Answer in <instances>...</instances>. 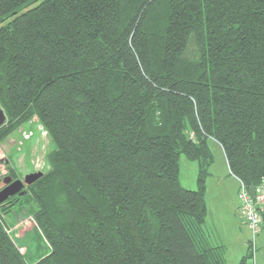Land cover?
<instances>
[{
	"label": "trees",
	"instance_id": "1",
	"mask_svg": "<svg viewBox=\"0 0 264 264\" xmlns=\"http://www.w3.org/2000/svg\"><path fill=\"white\" fill-rule=\"evenodd\" d=\"M0 109V142L35 120L50 141L48 170L0 209L47 253H20L0 217V264H226L208 142L248 191L264 181V0H0Z\"/></svg>",
	"mask_w": 264,
	"mask_h": 264
},
{
	"label": "rangeland",
	"instance_id": "2",
	"mask_svg": "<svg viewBox=\"0 0 264 264\" xmlns=\"http://www.w3.org/2000/svg\"><path fill=\"white\" fill-rule=\"evenodd\" d=\"M208 147L212 163L207 169L204 198L206 226L211 237L224 248L226 264H239L243 258H246V264H264V224L260 225L254 237L239 213L240 182L230 175L219 144L210 140ZM49 148L50 141L36 120L0 142V190L15 180H23L29 174H44L48 170L46 153ZM198 172L197 161L184 155L179 157L178 181L182 188L196 190ZM11 198L0 205V209L10 204ZM27 209L30 210V207L25 209L28 213ZM22 211L16 206L14 211L0 214V217L4 221L6 233L20 253L30 252L32 261H36L47 253V249L32 218ZM26 259L29 261V257Z\"/></svg>",
	"mask_w": 264,
	"mask_h": 264
},
{
	"label": "built area",
	"instance_id": "3",
	"mask_svg": "<svg viewBox=\"0 0 264 264\" xmlns=\"http://www.w3.org/2000/svg\"><path fill=\"white\" fill-rule=\"evenodd\" d=\"M238 198L240 201L239 213L255 237L261 224H264V181L253 191H248L240 183Z\"/></svg>",
	"mask_w": 264,
	"mask_h": 264
},
{
	"label": "water",
	"instance_id": "4",
	"mask_svg": "<svg viewBox=\"0 0 264 264\" xmlns=\"http://www.w3.org/2000/svg\"><path fill=\"white\" fill-rule=\"evenodd\" d=\"M5 115L2 109H0V127L5 122ZM43 176V173H32L24 177L23 180H15L9 185L0 190V205H2L9 198L14 196H25L27 191L26 188L32 185L35 181Z\"/></svg>",
	"mask_w": 264,
	"mask_h": 264
},
{
	"label": "crops",
	"instance_id": "5",
	"mask_svg": "<svg viewBox=\"0 0 264 264\" xmlns=\"http://www.w3.org/2000/svg\"><path fill=\"white\" fill-rule=\"evenodd\" d=\"M237 198V197H236ZM237 201H238V199H236ZM237 206H238V204H237ZM207 224V223H206ZM263 227H261V229H262ZM206 230H207V233L209 234V237H210V240H211V243L213 244V245H216V246H218V243L216 242V241H214L213 240V238L211 237V234H210V232H209V228H208V226H206Z\"/></svg>",
	"mask_w": 264,
	"mask_h": 264
}]
</instances>
